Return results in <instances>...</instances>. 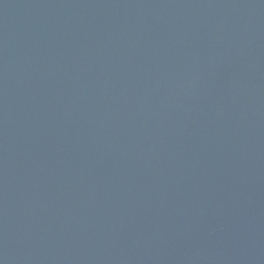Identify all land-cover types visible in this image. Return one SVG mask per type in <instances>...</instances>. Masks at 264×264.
<instances>
[{
  "label": "water",
  "instance_id": "95a60500",
  "mask_svg": "<svg viewBox=\"0 0 264 264\" xmlns=\"http://www.w3.org/2000/svg\"><path fill=\"white\" fill-rule=\"evenodd\" d=\"M0 264H264V0H0Z\"/></svg>",
  "mask_w": 264,
  "mask_h": 264
}]
</instances>
